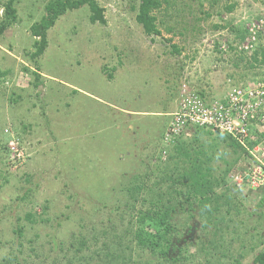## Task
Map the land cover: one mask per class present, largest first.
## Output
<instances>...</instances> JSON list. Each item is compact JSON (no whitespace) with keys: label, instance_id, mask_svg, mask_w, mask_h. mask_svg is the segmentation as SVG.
<instances>
[{"label":"rangeland","instance_id":"1","mask_svg":"<svg viewBox=\"0 0 264 264\" xmlns=\"http://www.w3.org/2000/svg\"><path fill=\"white\" fill-rule=\"evenodd\" d=\"M50 1L18 0L17 23L0 38V264H253L264 251V187L235 184L244 155L211 130L189 128L180 143L193 159L203 153L220 212L208 221L173 193L178 261L140 249L134 234L154 192L187 190L168 177L188 159L176 157L178 141L163 142L183 88L214 100L264 78V64L249 68L238 49L258 26L264 48V0H170L155 13L159 37L137 23L138 0H96L106 24H93L88 6L69 11L33 60L31 27ZM122 248L123 259L108 258Z\"/></svg>","mask_w":264,"mask_h":264},{"label":"trees","instance_id":"2","mask_svg":"<svg viewBox=\"0 0 264 264\" xmlns=\"http://www.w3.org/2000/svg\"><path fill=\"white\" fill-rule=\"evenodd\" d=\"M169 1L170 0H138L136 21L139 25L142 26L145 35L149 37L161 36L162 32L157 24L158 19L155 13L158 10H162L164 8V4L169 5ZM17 2L18 0H8L4 4V19L0 24V38L4 35L8 28L17 23ZM85 6H88L91 12L90 21L93 24H106L104 10L100 7L99 3L96 0L50 1L45 6V16L40 20L39 23H35L31 27V35L34 38L39 39L34 44L36 51L31 55V58L33 60H36L44 54L48 46L47 33L51 28L55 26V23L61 16L65 15L69 11L80 10ZM202 8L203 7H201V9ZM233 10L234 5L228 7L229 12H232ZM249 36L250 32L244 31L241 33L239 40L241 42H244V40H246ZM173 48L176 52H178V48L176 46H174ZM244 55L241 56V61L245 60ZM262 63L264 64V48H260L259 51L250 56V61L247 62V66H249V68L251 69H255L256 66ZM24 70L26 72L29 71L27 68H25ZM33 74L36 81L39 83V85H41V76L37 72H34ZM5 75L6 73L0 72V78ZM219 135L220 138H222L226 142L225 144L227 146L233 148L235 153L239 150L243 155H246L248 153L247 150L243 148L239 143H237L231 136L221 133H219ZM178 142L179 143L175 146V153H177V156H175L179 157V159L182 157H186V159H188L186 161L189 163V166L185 167L183 170H181V167H178L177 171H181L179 175H174V177L169 176L168 181H172L173 185H183L187 188V190L181 191L180 189L179 191H177L173 190L171 187L169 193H164V191L161 189L157 192H154V196L149 200L150 207L144 211L139 210V212L137 213L138 215L136 219L139 226L134 234L136 246H138L140 249L150 251L153 255L159 256L163 260H167L169 257H171L173 261H176L177 258L174 259L172 257V254H174L175 251H178L179 249L178 240H176V243L174 242V229L171 223V218L179 206V202L175 203L176 200L174 199L173 193H175L177 197L184 196L186 202L192 207H194L197 203L199 208H201L202 215H207L206 218H208V221H210V219H213V213H219L223 206L220 204V197L217 195H213L215 194L214 188L215 186H219V183L217 181L213 183L210 180L211 174L209 168L205 169L203 167V162L200 160V158H197V155L203 153L196 152V159H193L190 153L185 150L184 144L180 143V139L178 140ZM255 145L256 143H250L248 147L252 148ZM205 160L209 161V156L206 155ZM144 189V185H138L137 187H135V193L140 192ZM132 199L137 200V196L132 195ZM146 202L147 200L144 201V203ZM224 204H228V202H225ZM194 209L195 208H193V210ZM208 224H210V222H208ZM15 232L20 237L23 236V230L21 228H18L17 230H15ZM125 248H129V245H126ZM121 250L122 251L119 255L107 254L108 258H111L113 261L117 258L123 259L124 256L122 254H124L125 249L122 248ZM17 260L18 259L15 258V261ZM17 264H20V262H17ZM253 264H264V251L259 252L255 256Z\"/></svg>","mask_w":264,"mask_h":264},{"label":"built area","instance_id":"3","mask_svg":"<svg viewBox=\"0 0 264 264\" xmlns=\"http://www.w3.org/2000/svg\"><path fill=\"white\" fill-rule=\"evenodd\" d=\"M258 28L250 29V36L245 45L238 47L239 51L248 56L257 52ZM221 50L228 53L229 47ZM170 117L163 135L165 145H174L187 135L189 128L231 136L248 152L243 156L248 168L242 174L231 173V179L239 187L246 185L253 190L264 187V78L233 85L222 99L214 100L183 88L176 111ZM250 143L256 145L250 148ZM13 150L15 157L21 156L17 155L20 151Z\"/></svg>","mask_w":264,"mask_h":264}]
</instances>
